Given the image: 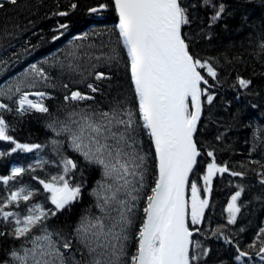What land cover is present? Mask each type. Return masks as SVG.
Listing matches in <instances>:
<instances>
[{
	"label": "trees",
	"instance_id": "1",
	"mask_svg": "<svg viewBox=\"0 0 264 264\" xmlns=\"http://www.w3.org/2000/svg\"><path fill=\"white\" fill-rule=\"evenodd\" d=\"M108 2L18 0L16 5L6 3L5 8L0 9L2 64L15 67L12 71L15 73L28 64L39 63L47 77L45 89L51 95L46 100L47 113L18 112L17 106L10 102V111H0L8 134L17 143L40 145L43 156L41 163L31 165L37 149L12 152L15 145L11 141H0V152L5 153L0 156V177H11L9 170L13 164H22L25 169L22 175L10 179L7 184L0 180V207L14 212L29 209L33 201L46 204L39 181L45 180L47 173L64 159H71L77 164L80 186L84 187V181L87 185L73 211H57L55 215L49 212L44 219L60 231L69 230L79 220L83 204L94 208L89 188L100 178V172L71 151L66 135H54L49 129L52 128L50 124L62 120L79 106L103 111H109L118 101H127L129 107L133 106L127 50L116 27L118 16L111 6L100 13L90 12L91 8ZM214 2L225 5L222 18L215 23L210 19L212 9L204 7L202 0H183L190 23L184 25L182 31L191 41V50L217 71L215 79L207 77L214 99L208 104L203 98L204 108L198 127L202 154L191 181H196L203 189L202 177L206 174L207 164L213 160L207 156L208 151L213 152L217 165L229 169L213 178L210 194L201 192L202 198L209 199L210 207L205 211L204 222L197 226L200 232L194 239L208 250V255L201 256L199 264H264V253L259 252L264 246V234L260 232L264 228V52L258 46L264 38V0ZM73 4L76 8L71 7ZM60 12L68 15L60 16ZM61 24L67 28H60ZM54 36L59 38L54 40ZM113 54L117 59L109 61L108 57ZM70 66H74L80 77ZM97 72H104L108 78L96 80ZM203 72L207 76L206 70ZM238 77L250 80V86L239 87ZM88 84L98 90L92 92ZM73 91L93 99L65 100V96L70 97ZM141 141L148 154V181L152 187L157 175L154 147L146 132H142ZM232 172L241 175L233 176ZM18 185L35 188L34 197L8 204L7 197ZM237 191H241L237 201L240 212L236 222L230 224L227 206ZM144 205L136 216L137 230L143 219ZM14 226V218L3 221L0 217V232L11 233ZM31 237L30 233L20 238L10 234L0 236V264L10 261L11 252L20 250ZM134 237L127 251L129 255L135 251ZM240 251L248 255L236 260ZM77 254L79 264H91Z\"/></svg>",
	"mask_w": 264,
	"mask_h": 264
},
{
	"label": "snow or ice",
	"instance_id": "2",
	"mask_svg": "<svg viewBox=\"0 0 264 264\" xmlns=\"http://www.w3.org/2000/svg\"><path fill=\"white\" fill-rule=\"evenodd\" d=\"M17 2L0 0V9H4L6 3L16 5ZM202 4L212 9L210 19L213 23L222 18L225 12L223 3L202 0ZM110 6L118 16V35L127 50L134 101L132 107L128 106L127 101H118L115 107L100 112L98 117L84 114L81 116L82 123L73 121L79 124V132L72 135L75 149L89 162L102 165L104 177L118 184L110 196L102 197L103 203L99 205L105 210V206L115 203L116 207L111 211H116L117 216L113 217L107 211L108 224L100 218L95 221L82 220L76 230L78 241L92 256L91 264H199L201 256L208 255V250L202 248L194 235L200 232L197 226L204 222L205 211L210 207L209 199L206 196L202 198L201 192L210 194L213 178L218 173L229 171L227 166L217 165L213 152L208 151L207 156L213 157V160L207 164L206 174L202 177L203 189L198 187L196 181H190V174H194L198 157L202 154L198 140L202 97L208 104L214 99L209 92L212 85L203 70H206L207 77L213 79L217 77V71L191 50V41L182 31L183 26L190 23L183 0H109L91 8L90 12L100 13ZM71 7L76 8V5ZM58 15L66 16L68 13L60 12ZM59 27L67 28V25L61 24ZM58 38L53 37L54 40ZM258 46L264 52V38ZM108 59L116 60L117 56L113 54ZM32 67L36 71V66ZM95 78L101 80L108 77L104 72H97ZM237 82L241 88H248L251 84L250 80L239 77ZM88 88L92 92L98 90L93 84H88ZM15 90L20 92V87L17 86ZM34 95L41 99L33 101L28 94L21 95L20 110H26L27 105L28 109L47 113L49 109L43 103L45 93L36 92ZM69 99L80 101L93 97L73 91L70 97L65 96V100ZM6 108L8 105L0 103V109ZM65 130L70 131L67 127ZM140 132H146L154 147L157 175L142 209L143 219L134 237L135 251L129 255L126 242L130 239L131 213L141 199L139 194L146 187L148 154L142 153L139 146ZM0 141H11L15 145L12 152H31L41 147L38 144L17 143L8 134V126L3 118H0ZM3 155L5 153L0 152V156ZM63 164L66 174L77 167L71 159H64ZM24 172V168H14L11 177L3 176L0 180L7 184ZM231 175L241 173L232 172ZM39 183L51 194V202L57 210L64 209L77 199L81 191L79 186H72L63 175L53 176L50 182L40 180ZM99 187L111 191L112 186L101 183ZM189 188L190 198L186 196ZM121 190L129 199L117 198ZM241 191L235 192L228 203L230 224L236 222V215L240 212L237 201ZM30 196L31 192L25 194V189L21 188L7 197V203L27 201ZM97 196L100 199L99 193ZM28 211L29 214L21 220L18 214L0 207L3 221L16 216L13 231L0 232V236L26 237L48 215L39 205L35 210ZM42 231L44 235L35 237L33 247L24 249L23 255L15 250L11 252L15 264H73V258L66 257L56 246L57 241L52 239V234L46 228ZM260 232L264 234V228ZM62 247L71 249V241L65 240ZM259 252L264 253V246L260 247ZM246 255V252L240 251L236 260ZM3 264L9 262L4 261Z\"/></svg>",
	"mask_w": 264,
	"mask_h": 264
},
{
	"label": "rangeland",
	"instance_id": "3",
	"mask_svg": "<svg viewBox=\"0 0 264 264\" xmlns=\"http://www.w3.org/2000/svg\"><path fill=\"white\" fill-rule=\"evenodd\" d=\"M2 62H3V60L0 59V92L7 93V94L6 95L0 94V103L8 105L7 102H11L13 104H17L18 105V109H19L18 111H20V112H28L29 110H34V109H28L27 105H25V109L26 110H20L19 99H20L21 95L28 94V98L29 99H31L33 101H37V100H40L41 98L37 97L36 95H34V93L43 92V93H45V96H44L43 100L44 99L46 100V96H48L47 95L48 91L45 89V86L47 85V82H46L47 81V77H46V73H45L44 69H40L39 68L40 64L38 62H37L38 64H28L22 70H18L15 73H12V71H13V69L15 67H11V68L10 67H6V66H4L2 64ZM33 65L36 66V71L33 70V67H32ZM70 67H72V66H70ZM72 70L76 74L74 66L72 67ZM39 73H43V75H40ZM80 75L81 74H76V76H79V77H80ZM17 86L20 87V92H16L15 89H16ZM9 89H11V91H9ZM80 101H83V100H80ZM8 109H9V107L6 108V109H0V111L1 110L5 111V110H8ZM102 111L103 110L94 109L93 107L91 109H86L85 106H79V108H76L74 111L69 112L62 120H59L58 122H55V123H51L50 126L52 128H54L55 132L58 133V134H60V133L67 134L69 136V138H70L71 146L74 148L75 151H77L75 149L73 143H72V135H73V133H78L79 132V124L78 123H73V121H78V122L82 123V121H81V116L82 115H84V114H88V115L95 114L98 117L99 113L102 112ZM73 113H75V115H73ZM65 127L70 129V131H66ZM141 134H142V132H140V134L138 135V140L140 142H141ZM141 151H142V153H146L144 150H142V148H141ZM77 152H79V151H77ZM79 153L82 155L81 152H79ZM40 158H41V155H40V152L38 151L37 154L35 153V157H33V162L32 163L39 162ZM83 158L85 159L84 156H83ZM147 162H148V160H147ZM91 163H94V162H91ZM50 164H51V162H50ZM94 164L99 166L100 170L102 172V178L99 180V182H97V184L95 185V187L93 189V198H94V203H95V209H92V206L85 205L86 204L85 203L82 206L83 210H82V214L80 216V218H81L80 222L75 223L72 227L70 226L69 230L63 229L62 232L60 230H59V232L58 231H55V232L48 231L49 233L52 234V239L54 241H57V245L56 246L60 247V250L62 252H64L66 257L73 258V263L74 264H76V262L74 261L75 260V256H73V253H75V250L73 249V247L71 249H64L62 247L63 242L65 240H69V238L66 237L65 234L71 236L69 241H72V239H74L73 242H71L72 246L75 245L78 248V253H85V260L88 263H91L92 256L89 255L88 250L81 243H79V241H78L77 232H76L77 228L81 225L82 220L83 221H87V220L95 221L97 218H100V219L104 220L105 224L110 223V221L108 220L107 215H106L107 211H110L111 215L113 217L117 216V214H118L116 211H111V208L116 207L115 203H113L110 206H105V210H102V208L99 206L100 204L103 203L102 197L104 195H109L110 196L112 194V192L116 190V188L118 187V184L114 180L107 179V178L104 177V175H103L104 169H103L102 165H99L97 163H94ZM14 168H18V167H14ZM63 168H64V164L62 162L61 165H60L59 171L54 173V174H48L47 175V180H45V182H50L51 178L53 176H61V175H63V176H65V179L69 180V182L72 184V186H74V187L75 186H79V183L75 180V177L72 176V173L70 172L71 170L66 174L63 171ZM79 179L81 180V178H79ZM101 183H103L105 185H111L112 186L111 187V191L100 189L99 185ZM84 184L87 185V183L85 181H84ZM145 184H146L145 189L139 194L141 196V199L144 197L145 192L148 190V164H147V172L145 174ZM41 187L42 188L40 190H42V192L46 195V199L50 200V203L52 204L51 198H50L51 194L49 192H47L43 188L42 184H41ZM149 191H150V188H149ZM97 193L100 194V199H98ZM117 198L118 199H129L126 196V194L124 193L123 190H121L119 193H117ZM78 199H80V195H79V197L77 199L71 201L68 205H66L65 206L66 208H64V211H68V212L73 211V207L75 206V203H77ZM139 201L137 202V206L139 204ZM41 205H39L40 209H42ZM54 207H55V205H54ZM35 208H36V206H34L33 210H35ZM134 209H137V207L134 208ZM136 213H137V210H135L134 216L136 215ZM20 214H22V216H20L19 218L22 220L25 216H27L29 214V211H27L25 213H20ZM132 214H133V211L131 213V219H132V223H133L134 216L132 218ZM43 229H45V228H43ZM133 230H134V228H133V224H132L131 227H129V229H128L129 237L132 236ZM42 235H44V232L42 230H40L38 233H35L33 235L32 240L35 237L42 236ZM32 240L29 243L26 244L27 246L25 245V247L20 249L18 251V253L23 255V250L24 249L32 248L33 247ZM128 241L126 242L127 245H128ZM76 260H77V257H76ZM9 264H15V262L12 260L11 262H9Z\"/></svg>",
	"mask_w": 264,
	"mask_h": 264
},
{
	"label": "bare ground",
	"instance_id": "4",
	"mask_svg": "<svg viewBox=\"0 0 264 264\" xmlns=\"http://www.w3.org/2000/svg\"><path fill=\"white\" fill-rule=\"evenodd\" d=\"M203 74L206 76V74L203 72ZM206 78H207V76H206ZM50 129V128H49ZM91 194V193H90Z\"/></svg>",
	"mask_w": 264,
	"mask_h": 264
},
{
	"label": "water",
	"instance_id": "5",
	"mask_svg": "<svg viewBox=\"0 0 264 264\" xmlns=\"http://www.w3.org/2000/svg\"><path fill=\"white\" fill-rule=\"evenodd\" d=\"M190 177H191V174H190ZM186 196H187V190H186Z\"/></svg>",
	"mask_w": 264,
	"mask_h": 264
}]
</instances>
